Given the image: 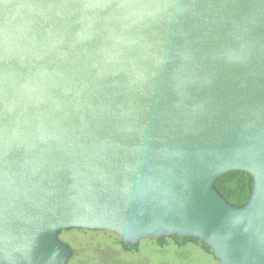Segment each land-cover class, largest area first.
I'll return each mask as SVG.
<instances>
[{"label":"water","instance_id":"1","mask_svg":"<svg viewBox=\"0 0 264 264\" xmlns=\"http://www.w3.org/2000/svg\"><path fill=\"white\" fill-rule=\"evenodd\" d=\"M68 227L264 264V0H0V264Z\"/></svg>","mask_w":264,"mask_h":264},{"label":"rangeland","instance_id":"2","mask_svg":"<svg viewBox=\"0 0 264 264\" xmlns=\"http://www.w3.org/2000/svg\"><path fill=\"white\" fill-rule=\"evenodd\" d=\"M59 237L73 249L66 264H219L196 242L178 246L169 236L163 245L156 237L142 239L133 252L124 251L120 236L110 230L73 227Z\"/></svg>","mask_w":264,"mask_h":264},{"label":"trees","instance_id":"3","mask_svg":"<svg viewBox=\"0 0 264 264\" xmlns=\"http://www.w3.org/2000/svg\"><path fill=\"white\" fill-rule=\"evenodd\" d=\"M253 184V178L250 173L246 171L241 170H232L229 172H226L220 176H218L214 182L215 188L220 192V194L227 199L231 203L235 204H243L248 196V194L251 192ZM73 227L63 228L60 230H66V229H72ZM171 237L174 241V243L178 246L184 244L187 241L196 242L199 244L206 252L212 254L211 249L206 246L205 244L199 242L198 240L187 237L185 239H181L179 236L175 234L167 235ZM164 237L157 238L158 242L163 245L164 243ZM121 244L124 247H133L131 244H125L121 241ZM138 247V244L135 246V248ZM213 255V254H212ZM214 256V255H213Z\"/></svg>","mask_w":264,"mask_h":264},{"label":"flooded vegetation","instance_id":"4","mask_svg":"<svg viewBox=\"0 0 264 264\" xmlns=\"http://www.w3.org/2000/svg\"><path fill=\"white\" fill-rule=\"evenodd\" d=\"M158 241V240H157ZM132 245V244H131ZM137 244H134V245H132L133 247H131V248H129V247H124L122 244H121V246H122V249L124 250V251H126V252H133V251H136L137 249L135 248V246H136Z\"/></svg>","mask_w":264,"mask_h":264}]
</instances>
